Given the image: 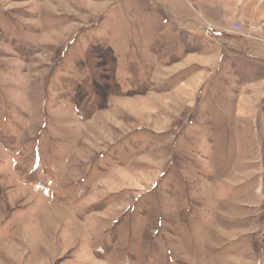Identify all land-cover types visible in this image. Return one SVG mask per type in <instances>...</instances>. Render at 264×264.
Returning a JSON list of instances; mask_svg holds the SVG:
<instances>
[{"label": "rangeland", "instance_id": "rangeland-1", "mask_svg": "<svg viewBox=\"0 0 264 264\" xmlns=\"http://www.w3.org/2000/svg\"><path fill=\"white\" fill-rule=\"evenodd\" d=\"M0 264H264V0H0Z\"/></svg>", "mask_w": 264, "mask_h": 264}, {"label": "trees", "instance_id": "trees-1", "mask_svg": "<svg viewBox=\"0 0 264 264\" xmlns=\"http://www.w3.org/2000/svg\"><path fill=\"white\" fill-rule=\"evenodd\" d=\"M35 166H32V168H34ZM42 189V188H41ZM43 190V189H42Z\"/></svg>", "mask_w": 264, "mask_h": 264}]
</instances>
